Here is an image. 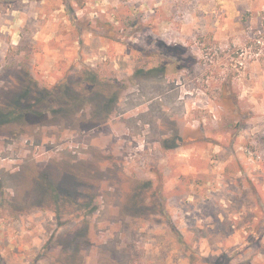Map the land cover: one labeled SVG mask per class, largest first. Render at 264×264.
I'll use <instances>...</instances> for the list:
<instances>
[{"label": "rangeland", "instance_id": "374dc122", "mask_svg": "<svg viewBox=\"0 0 264 264\" xmlns=\"http://www.w3.org/2000/svg\"><path fill=\"white\" fill-rule=\"evenodd\" d=\"M87 70L121 88L107 121L0 127V264H264V0H0V105ZM63 164L90 196L57 214Z\"/></svg>", "mask_w": 264, "mask_h": 264}, {"label": "trees", "instance_id": "16d2710c", "mask_svg": "<svg viewBox=\"0 0 264 264\" xmlns=\"http://www.w3.org/2000/svg\"><path fill=\"white\" fill-rule=\"evenodd\" d=\"M182 46H166L169 53L175 54ZM116 82L101 79L99 72L87 70L78 82H61L56 86L41 87L32 79L26 78L19 83L5 103L0 105V127L23 124L32 115L37 119L49 121L57 119L61 121L74 120L80 123L81 118H77L78 111L88 102L95 103L94 111L91 113L89 121L102 123L108 120L111 112L116 107L120 96V87ZM230 85L225 88L227 94ZM226 103L230 99L223 98ZM91 173V172H90ZM87 175V174H86ZM89 177V176H88ZM85 174L78 165H65L54 167L38 180V192L36 198L40 201L52 200L56 213L60 214L68 204L85 205L81 197L90 196V188L85 184ZM1 185V184H0ZM149 185V184H147ZM147 185L139 186L135 184L126 196L127 209L134 210L142 204L141 195ZM89 203V202H88ZM86 202V205L88 204ZM87 229L83 230L79 236L71 240L69 259L73 263L75 259L74 248L80 244Z\"/></svg>", "mask_w": 264, "mask_h": 264}]
</instances>
